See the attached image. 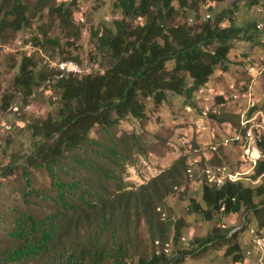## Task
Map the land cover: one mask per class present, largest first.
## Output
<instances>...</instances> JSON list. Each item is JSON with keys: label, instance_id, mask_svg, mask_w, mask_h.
Returning a JSON list of instances; mask_svg holds the SVG:
<instances>
[{"label": "rangeland", "instance_id": "obj_1", "mask_svg": "<svg viewBox=\"0 0 264 264\" xmlns=\"http://www.w3.org/2000/svg\"><path fill=\"white\" fill-rule=\"evenodd\" d=\"M69 1L42 0L41 3L47 6L37 10L35 6L38 7L40 2L28 0L30 4L28 24L17 32H13L10 26L0 31V206L3 208L0 215L10 216L7 209L16 208L19 214H31L36 220L53 217L52 222L60 228L59 231L55 230L52 249L33 262L52 263L72 251L83 258L81 264H95L91 254L92 244L100 233L98 225L105 220L108 225L101 234L99 246L105 251H111L113 242L109 235L112 234L116 244L124 247V259L127 261L121 264H140L139 259L149 261L159 250L155 248L154 241L157 246L164 243L163 251L166 245L171 247V250L168 248L170 254L164 256L161 264H233L232 254L242 255L244 264H259V259L264 256L258 255L247 233L249 228L264 232V227L260 225V219L256 214L247 211L246 214L242 212L221 219L216 217L214 222L207 223L195 219L190 212V205L192 201L200 202L206 171H213L216 168L225 169L224 175H232L238 180L241 178L242 182L252 174L239 145L236 144V147L235 143L228 140L235 133L240 134V116L250 105H253L251 109L256 105L253 115L257 113L260 115L249 126L257 125L261 117L264 119V0H260L253 11L247 0L239 2V11L235 12L234 19L240 25H244L247 21L262 23L263 27L256 32L260 39L254 38L251 42L240 40L233 43L228 62L214 72L212 76L214 84L206 89L207 102L204 94L201 93L196 97L197 105L185 110L182 107V98L169 96L168 102L158 108H152L150 103L147 104V120L138 122L128 118L115 128L117 143L120 146L132 145V150L120 157L118 164L109 174L110 179L107 181V178H102L104 181L100 182V186L106 187L104 189L106 198L112 199L123 194L118 199L120 209L118 211L116 205L117 212L113 217H110L109 209L99 214L101 204L92 201L90 208H84L75 198L68 199L71 204L76 205L75 212L64 214L62 207L54 201L56 193L51 187V180L46 171L43 168L36 169L30 166L29 160L34 158L33 150L38 140L34 137L30 126L46 118L47 113L52 111L57 96L53 89L46 87L33 91L29 97H24L15 89L14 80L18 74L20 57L25 54L32 55L40 68L46 67L49 70H53L61 62L73 61L83 70L91 69L102 73L106 66L95 53L91 31L110 26L113 21L123 18L120 9L115 6V0H77L71 21L63 22L54 16L50 9L61 2ZM4 3L6 0H0V16L2 9L5 8ZM229 5L230 2L203 0L199 15L206 16L208 6L218 14ZM174 6L177 7L176 2ZM190 18L191 16L188 20ZM251 65L256 66V77L252 82L245 71ZM257 71L260 73L257 74ZM249 82L245 95H243L244 90H240L239 87H237L239 92L235 90L236 86L246 85ZM213 92L220 93L222 99L224 94L228 98L236 92L240 98L236 101H227L223 107L220 98H214L213 101ZM205 105L219 114L221 110L219 117L228 120L230 125L222 126L216 118H210L219 114H210L209 118L202 119L207 128L201 131L197 122L201 119L199 116ZM237 115H239L238 124ZM237 125V130L231 131L230 126L234 128ZM258 131L264 133V129ZM131 135L136 137L133 142L130 139ZM89 137L100 143L104 142V135L97 128ZM243 137L242 139L245 140ZM226 138L230 139L224 141ZM208 147L212 153H216L211 155ZM194 150L199 151L202 159L199 167L193 171L189 169L188 171H191L188 172L189 176L180 168L173 186L166 187L164 192L165 188L159 185L156 189L158 193L148 197L151 202L150 207L154 209L150 231L144 214L147 202H142L141 194L148 191L146 185L151 179L168 169L180 156L192 157ZM210 157L213 160L207 162L205 159ZM196 163L197 161H194V164ZM65 167H72L69 175L64 177L65 181H70L75 175L77 179L87 180L86 185L91 183L90 171L77 168L70 160L64 161L63 168ZM246 174L247 176H243ZM243 183L247 184L248 181ZM255 183L259 184L260 181ZM95 186L97 187V184ZM150 192L154 191L151 189ZM93 203H96V207ZM158 212L161 213L162 219L166 217L165 222L159 220ZM244 216L246 226L242 229L241 222ZM62 225L64 228H61ZM157 225L160 226L159 232L156 229ZM174 225L179 226L181 234L179 242L173 239ZM240 229L242 230L239 233L234 234ZM8 230H12L11 222L0 225V260L7 255L9 248L21 244L20 241L6 237ZM215 230L220 232V236L225 233L227 237L233 235L232 238L239 245L240 250L227 256L228 244H223L220 240L206 245L200 251L207 235H211ZM85 251L90 253L89 256H84ZM100 264L115 263L105 258Z\"/></svg>", "mask_w": 264, "mask_h": 264}, {"label": "trees", "instance_id": "obj_2", "mask_svg": "<svg viewBox=\"0 0 264 264\" xmlns=\"http://www.w3.org/2000/svg\"><path fill=\"white\" fill-rule=\"evenodd\" d=\"M27 1L6 0L0 16V31L10 26L13 32H17L28 24L30 4ZM219 1L230 2V5L218 14L208 6L207 15L201 17L199 10L203 0H115V6L120 9L123 18L113 21L110 26L93 29L90 34L95 44V53L106 66L102 73L68 75L56 79L57 66L53 70L40 68L34 56L25 54L20 57L18 74L14 80L16 90L24 97H29L40 87L51 88L56 92L57 99L52 111L47 113L44 120L30 126L34 137L38 140L33 150L34 158H30L29 161L32 168H43L50 177L51 187L56 193L54 201L62 207L64 214L75 212L76 205L68 201L69 198H75L84 208H90L92 201H95L101 204L99 214L109 209L110 217H113L117 212L116 205L118 211L120 209L118 199L123 194L112 199L106 198L104 195L106 187L100 186V182L104 181L102 178H107L108 181L109 174L118 164L120 157L132 150V145L120 146L117 143L115 128L128 118L138 122L147 120V104L150 103L152 108H158L168 102L169 96L182 98L181 103L185 110L188 107L194 108L199 94H204L205 99L206 89L214 72L228 62L233 43L240 40L251 42L254 38L260 39L256 32L257 25L262 23L247 21L244 25H240L234 19L241 0ZM247 1L253 11L260 0ZM36 2H40L38 7L35 6L37 10L47 6L41 3L42 0ZM76 2L77 0L61 2L50 9L51 13L63 22L71 21ZM175 2L177 7L174 6ZM255 67L251 65L245 69L251 82L255 79ZM248 68H253L252 74L248 73ZM258 73L260 71H257ZM249 85L250 82L246 85H238L235 90L239 92L237 89L239 87L240 90H244L243 95H245ZM214 98H220L223 103L220 93L213 92V101ZM255 107L249 110L248 118L256 111ZM220 115L221 110L219 115L210 118H216L222 126H225L228 120L219 117ZM238 118L239 115H237V124ZM95 128L104 135V142L90 139L89 135ZM230 128L231 131H236L238 125ZM255 133L259 135L255 136L256 141L260 140L258 148L263 159L257 162L250 171L252 174L246 177L248 179L245 181L248 183H243L245 181L242 182L239 178L236 182L226 181L220 187H216L204 180L200 202L192 201L190 205V212L196 220L212 223L216 217L221 219L251 211L256 214L260 219V225L264 227V133L254 130ZM240 134L246 137V130L240 128ZM130 139L133 142L136 137L131 135ZM236 144L234 145L237 147ZM195 151L197 150L193 151L192 157L180 156L168 169L146 185L148 191L141 194V199L143 203L147 202L144 214L150 231L154 209L150 207L151 202L148 197L158 193L156 189L159 185L165 188L164 192L166 187L173 186L180 168L188 176L189 169L193 171L198 168L202 159L199 151ZM215 153L210 151L211 155ZM211 158L205 160L209 162L213 160ZM65 160H70L79 169L90 171L91 183L86 185L87 180L77 179L75 175L70 181H65L64 177L72 170V167L63 168ZM194 161L197 163L194 164ZM258 180L260 183H255ZM151 189L154 192H150ZM96 203H93L94 207ZM2 209L0 206V214ZM7 211L10 216L0 215V225L11 222L12 230L6 231V237L20 241L21 244L9 248L7 255L0 260V264H35L33 261L52 249L54 233L55 230H60L59 226L52 222L53 217L36 220L31 214H19L16 208ZM157 214L161 222L166 221V217L161 218V213ZM107 225L108 223L102 220L98 225L99 236L93 240L91 254L95 264H100L105 258L113 260L115 264L126 262L124 247L116 244L112 234L109 235L113 242L111 251L100 248L101 234L107 229ZM241 225L242 229L246 226L245 216ZM61 228H64V225ZM156 229L159 232L160 226L157 225ZM249 229L254 230L256 237L264 235L262 230ZM174 230L173 239L179 242L181 238L179 226L174 225ZM232 237L233 235L227 237L226 233L220 236V232L215 230L211 235H207L199 250L222 240L223 244H228L226 249L228 256L240 250ZM155 242L154 246L159 250L149 261L139 259L140 264H161L164 256L170 254L171 251L169 253L163 251L164 243L157 246ZM256 251L262 257L257 249ZM83 254L89 256L90 253L85 251ZM232 255L233 264H244L242 255ZM82 262V257L70 251L58 261L52 263L44 261L39 264H81ZM259 264H264V257L259 259Z\"/></svg>", "mask_w": 264, "mask_h": 264}, {"label": "bare ground", "instance_id": "obj_3", "mask_svg": "<svg viewBox=\"0 0 264 264\" xmlns=\"http://www.w3.org/2000/svg\"><path fill=\"white\" fill-rule=\"evenodd\" d=\"M247 71H248V73L252 74L253 68H248ZM255 76H256V74H255ZM250 101H251V98H250ZM251 106H253V105H250L248 110L246 109L244 111V113L241 114L240 120H239L240 128L243 130H246L245 140L242 139L241 134H238L237 137L233 136L228 141L235 142L241 147V152H242V156H243L244 160L247 161L249 168H251V170H253L254 167L256 166L257 162L259 160H261V159H259L258 156H252V154H254V141H256V136L254 135V129L263 130L264 124H262V125H256L255 124V125L249 126L251 123H253L254 120H257L258 116L260 115L257 113V115L254 114L250 119L247 118V115H248V112H249V109ZM210 110L213 111L212 114H219V112L215 111L214 109H210ZM201 114H202V111H201ZM254 116H255V119H254ZM202 119H204V118H201L200 121L197 122V126H198V128H200L202 130H206L207 127L202 122ZM258 153H261L259 148H258ZM224 171H225V169H220V168H216L213 171L212 170L206 171L205 174H206L207 183L211 186L220 187L226 181H230L231 183H233L236 180H238L237 177H234L232 175H224L223 174ZM188 172L190 173L191 171H188ZM248 232H249L250 237H254V242H262V236L256 237L253 229H249ZM168 248H170L169 245H166V247L164 249L165 253H169Z\"/></svg>", "mask_w": 264, "mask_h": 264}, {"label": "built area", "instance_id": "obj_4", "mask_svg": "<svg viewBox=\"0 0 264 264\" xmlns=\"http://www.w3.org/2000/svg\"><path fill=\"white\" fill-rule=\"evenodd\" d=\"M257 28H262V24L257 25ZM20 43H18L19 45ZM58 69V74L55 76L56 79H62L65 76L68 75H84V74H90L92 72L91 69L83 70L81 67L76 64L73 61H64L56 65ZM95 70H97V67H95ZM208 96H205V101H207ZM240 98V95L236 92H233L231 95L228 96V98L224 94L223 98V107L225 106L226 102L229 100L236 101ZM253 104V103H252ZM251 110V108H250ZM213 111H211L207 105L202 109V114L199 116V118H209V115L212 114ZM198 118V119H199ZM228 124V123H226ZM264 124V119L261 117L259 123L257 125ZM203 131L202 129H200ZM238 133L234 134V137H237ZM230 138H226L224 141L228 140ZM260 141V140H259ZM259 141H254V154L252 156H258L259 159H263V156L261 153H258V143ZM251 244L261 253V255H264V235H262V242H254V237H250Z\"/></svg>", "mask_w": 264, "mask_h": 264}, {"label": "crops", "instance_id": "obj_5", "mask_svg": "<svg viewBox=\"0 0 264 264\" xmlns=\"http://www.w3.org/2000/svg\"><path fill=\"white\" fill-rule=\"evenodd\" d=\"M214 75V74H213ZM211 84H214V80H213V77H211L209 83H208V86L211 85Z\"/></svg>", "mask_w": 264, "mask_h": 264}]
</instances>
